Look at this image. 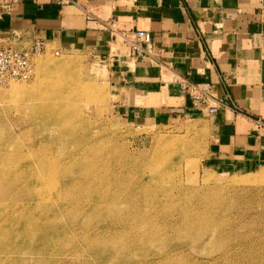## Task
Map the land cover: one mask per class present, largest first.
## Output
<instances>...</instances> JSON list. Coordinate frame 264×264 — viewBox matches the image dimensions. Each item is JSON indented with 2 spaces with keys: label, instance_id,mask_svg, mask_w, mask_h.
<instances>
[{
  "label": "rangeland",
  "instance_id": "1",
  "mask_svg": "<svg viewBox=\"0 0 264 264\" xmlns=\"http://www.w3.org/2000/svg\"><path fill=\"white\" fill-rule=\"evenodd\" d=\"M44 42L31 77L0 82V264H264V165L209 167V120L124 118L113 55Z\"/></svg>",
  "mask_w": 264,
  "mask_h": 264
},
{
  "label": "crops",
  "instance_id": "2",
  "mask_svg": "<svg viewBox=\"0 0 264 264\" xmlns=\"http://www.w3.org/2000/svg\"><path fill=\"white\" fill-rule=\"evenodd\" d=\"M73 1L97 8L103 19L125 27H147L154 52L177 73L210 82L214 91L210 103L216 97L225 105L209 112L176 84L161 79L149 58H133L119 34L102 20L87 18L75 3L14 0L11 10L0 17V35L6 39L0 46L19 47L33 34L111 54L113 82L126 91L114 104L118 115L133 122L181 115L205 118L211 133L204 156L209 167L242 172L264 165V133L254 117L232 107L239 104L255 117L264 112V0ZM17 33L24 40L15 41ZM157 95L165 103L142 100Z\"/></svg>",
  "mask_w": 264,
  "mask_h": 264
},
{
  "label": "built area",
  "instance_id": "3",
  "mask_svg": "<svg viewBox=\"0 0 264 264\" xmlns=\"http://www.w3.org/2000/svg\"><path fill=\"white\" fill-rule=\"evenodd\" d=\"M61 4L75 3L83 10L87 18L96 17L102 20L103 24L111 29L116 34H119L125 43L128 44L130 53L133 56L148 57L150 59H157V54L152 51L150 42V30L144 27H125L111 18H102L101 14L95 12L92 7L75 2L73 0H54ZM14 0H0V17L11 10ZM94 10V11H93ZM37 40L32 45L30 51L15 48L13 46H0V82H6L10 79L29 78L34 73V62L32 54L38 53L45 48V39L42 36H37ZM171 69L170 65H166ZM180 84L183 91H187L196 103L207 106L209 112H215L219 106L225 103L215 98L216 102L210 103L213 98L211 84H203L190 80L186 76L174 75ZM236 106V104H234Z\"/></svg>",
  "mask_w": 264,
  "mask_h": 264
}]
</instances>
